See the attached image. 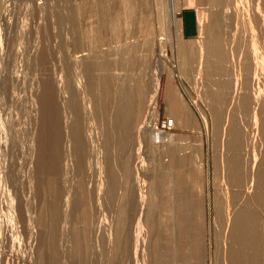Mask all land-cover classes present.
Wrapping results in <instances>:
<instances>
[{
  "label": "rangeland",
  "instance_id": "1",
  "mask_svg": "<svg viewBox=\"0 0 264 264\" xmlns=\"http://www.w3.org/2000/svg\"><path fill=\"white\" fill-rule=\"evenodd\" d=\"M123 1L95 0L97 5L94 3V6L92 0H0V264H237L236 258L234 261L232 257L236 255L232 248L239 243L237 237H243L238 234L246 228L248 222L253 225L246 235L251 240L241 239L239 245L246 246L251 256L249 264L254 260L253 264H264V208L255 196L256 193H264V184L261 182L264 171V24H261L264 23V16L259 15L261 23L256 21L259 12L264 13V1L222 0V6L217 8L225 25L211 30V36H218L226 56L221 80L223 77L228 78V82H225L228 88L226 86L222 97L215 96V90H211V87L218 88L217 80L206 85L208 80L199 74L201 51L198 50V43L210 38V32L205 36L199 32L191 39L180 37L178 27L174 29L175 26L168 20L171 18L170 1L160 3L158 0H134L133 3L130 0L134 6L129 11L124 9ZM199 1V5H187V0H178V16L182 19L183 13L192 11L197 15L194 21L200 29V14L212 15L216 9L213 11L210 1L201 0L202 4ZM199 6L207 12L203 8L204 12L201 11ZM131 13L133 17L136 16L134 21H129L133 20V17H128ZM160 14L163 15L161 19ZM211 15L208 21L214 26L215 17ZM165 19L171 27H167V24L164 28L161 26ZM144 20L154 22L150 21V24ZM74 22L81 24L79 28L83 30V34L78 35V41L90 50L93 57H101L99 59L102 63L98 57H94V64L99 63V66L92 64L93 67L90 65L87 68L83 64L81 67L83 85L80 100L86 98V106L91 101L90 105L94 109L90 119L84 118L82 127L88 149L85 157L87 160L84 158L83 164L89 163L88 167L83 164L82 167H86L89 172L82 167L81 171H75L71 159H63L66 156L63 157L64 150L70 151L71 146H66L62 141L63 175L56 179L55 198L53 189H50L52 175L49 177V172L46 175L48 170H44L46 177L40 174V167L36 169L40 161V141L36 140H40L42 131L45 80L57 81L63 75L62 64L67 56L65 50L68 47V53H72V42L77 39L74 32L77 25ZM91 28H99L100 31L93 35L87 32ZM143 38L144 41L141 40ZM149 38L151 42L153 40L154 50ZM131 41L135 42L134 46H138V51H135L134 46L131 47L136 55L139 54L137 57L125 47ZM139 41H142L145 49ZM144 43L151 45L145 47ZM260 45H263L262 49ZM148 47L152 48L153 56L147 52ZM105 49L112 50V53L108 51V56H104L107 53ZM120 50V54L126 53L124 57L118 54ZM129 51L133 57L127 54ZM100 52L108 59L104 64ZM141 53L146 55L143 58L145 62L148 60L144 64H150L147 67L151 68L144 65L145 72L151 73L156 62L164 60V68L173 70V78L167 72L162 76L157 104L158 118L152 114L150 99L142 108L137 107L135 100L130 107L124 106L129 113L123 121H119L116 115L121 108L119 103L123 101H119L122 94L117 93L121 90V82L118 83L117 76L113 79V74H125L130 65L143 64V59H140L142 57L138 58ZM45 54L47 59L41 60ZM109 54L113 55L109 57ZM114 55L122 61L124 59L126 65L129 63L127 68L123 62L119 64L120 59L115 61ZM257 58L263 66H258L261 63H257ZM240 59H243V66L239 63ZM108 64H114V67ZM111 67L116 69L111 70ZM85 73L88 77L86 81ZM97 75L100 76L99 81ZM171 79H174L182 95V99L177 96L176 99L178 102L180 100V107L186 112L184 116H178L171 110L173 107L169 106L166 91ZM88 80H92V83ZM241 80L249 84L244 85ZM135 82L128 81L133 98L136 94ZM63 93L61 96L57 94L60 97L56 96L57 100L62 101ZM244 95L246 100L242 99ZM218 98L220 105L213 108L219 112L216 115L209 102L212 99L217 102ZM242 100L248 102L247 105L243 106ZM61 101V112H65V103ZM189 110L194 113L193 116ZM188 113L191 118H188ZM165 119L174 120L171 129L163 127ZM148 124L155 129L151 130ZM85 131L88 135H85ZM233 131L244 134L243 139L231 137ZM158 132L172 137L173 141L167 143L162 138L154 145L151 138ZM164 142L168 144L167 147ZM234 145H237L236 148ZM175 155V159L171 158ZM138 164H142L140 170ZM185 168L190 170H187L184 180L189 174V178L195 181L191 188V202L185 205L182 202L178 204L176 200L170 204L168 200L165 209L164 192L157 195L156 183L159 177L162 182L173 178L174 170ZM65 197L70 199L67 201ZM71 197L75 198V202L79 200L73 207L67 205ZM89 201L92 206L88 204ZM89 210L95 212H92L95 216L91 217L95 231L93 228L87 229L85 235L87 224L84 217ZM186 211L187 214L184 213ZM180 212V216L185 218L177 228V214ZM160 213L162 218L172 221L167 220L166 224L171 227L162 235L158 233ZM195 225H198V229L195 228L197 237H190L191 232L188 231L193 230ZM257 237L260 243L253 242ZM192 240L197 245L195 256L191 247Z\"/></svg>",
  "mask_w": 264,
  "mask_h": 264
},
{
  "label": "bare ground",
  "instance_id": "2",
  "mask_svg": "<svg viewBox=\"0 0 264 264\" xmlns=\"http://www.w3.org/2000/svg\"><path fill=\"white\" fill-rule=\"evenodd\" d=\"M44 1V0H43ZM63 1V0H62ZM74 1V0H73ZM78 1V0H77ZM84 1V0H83ZM95 0H92V4L94 5V3L97 5V2H94ZM97 1V0H96ZM105 1V0H104ZM125 1V5H124V9H126L127 11H129V10H131V8L134 6H132V4L130 3V0H124ZM123 1V2H124ZM157 1V0H156ZM160 1V3L163 1H167V3H168V1H170V3H171V18L170 19H168V20H170L169 22H171V25H173V26H175V28L174 29H176V27H178L177 29H179V31H180V37H183V31H182V19L178 16L179 15V12H180V10H179V5H178V0H158V2ZM199 1V0H198ZM198 1L197 0H194V1H192V0H187V5L188 4H192V5H194L195 3H198ZM201 1V0H200ZM199 1V2H200ZM207 1H210V2H212V4H213V11H215V9H216V12H212V15H211V17L212 16H214L215 17V20H214V26H213V24L211 25L210 23H209V21H208V19H209V17L208 16H210L209 14H208V16L207 15H204V14H202L201 12V14H200V20H201V23H200V33L202 34H204V36H205V34L207 35L209 32H210V34L208 35V36H210V38H205L204 39V41H202L201 43H198V50H199V52L201 51V55H200V60H199V62H198V66H199V71H200V75L202 76V77H204L206 80H208L207 82H211L210 84L208 83V84H206V85H211L212 83H213V81H216L217 80V82H218V85H216V86H218V88L216 89V87H213V88H215V89H212V87L211 86H209V88L211 87V90H215V92L214 93H216V94H214L215 96H221L222 97V95H223V92H225V88H226V86H227V88H228V85H227V83H225V82H228V78H224L223 77V80H221V73H223L224 74V69H223V67H224V65H225V58H226V56H225V53H224V51H223V48L221 47V45L219 44V43H221V41L218 39V36L216 35V34H213L214 35V38L211 36V30H217L218 28H220L222 25H225V23H224V21L221 19V14L220 13H218V9L217 8H220V6H222V5H220V3H221V1L222 0H207ZM253 1V0H252ZM258 1V0H257ZM257 1L256 0H254V2H256L257 3ZM264 1V0H263ZM262 1V2H263ZM71 2V1H70ZM86 2H87V0H86ZM121 2H122V0H121ZM192 2V3H191ZM224 2V1H223ZM259 2H260V0H259ZM108 3V2H107ZM133 3H134V0H133ZM203 2L201 1V3L200 4H202ZM255 3V4H256ZM264 3V2H263ZM263 3H262V6H263ZM82 4V3H81ZM225 4V3H224ZM254 4V5H255ZM157 5H160V4H157ZM186 5V4H185ZM198 5H199V3H198ZM257 5H259V4H257ZM256 5V6H257ZM80 6V5H79ZM95 6V5H94ZM99 6V5H98ZM196 6H197V4H196ZM203 6V5H202ZM219 6V7H218ZM260 6V5H259ZM158 7V6H157ZM198 7V6H197ZM253 7V6H252ZM261 7V6H260ZM79 8V7H78ZM77 8V9H78ZM94 8V7H93ZM159 8V7H158ZM201 8H203V7H201V6H199V9H201ZM207 8V7H206ZM222 8V7H221ZM254 8V7H253ZM258 6H257V9L256 10H258ZM264 8V7H263ZM262 8V9H263ZM96 9V8H95ZM104 9V8H103ZM129 9V10H128ZM160 9V8H159ZM204 10H205V8H203ZM255 9V8H254ZM198 10V9H197ZM145 11V10H144ZM159 11V10H158ZM161 11V10H160ZM201 11H203L202 9H201ZM206 11V10H205ZM259 11V10H258ZM258 11H257V13H258ZM262 11V10H261ZM147 12H150V11H147ZM204 12V11H203ZM207 12V11H206ZM211 12V11H210ZM130 13V12H129ZM161 13V12H160ZM199 13V12H198ZM209 13V12H208ZM255 13V12H254ZM158 14V13H157ZM206 14V13H205ZM264 13H260L259 12V14H258V17H257V19H256V21L258 20V18H259V15L261 16H264L263 15ZM99 15V14H98ZM129 16V18L131 19L132 17H133V13H131V14H128ZM77 16H79L78 14H77ZM103 16V15H102ZM163 15H161L160 14V19H161V17H162ZM261 16V17H262ZM76 17V16H75ZM97 17V16H96ZM148 17H149V14H148ZM153 17V16H152ZM255 17V16H254ZM78 18V17H77ZM136 19V16L135 17H133V20H129V21H134L135 19ZM164 18H165V16H164ZM147 19H149V18H147ZM150 19H151V17H150ZM213 19V18H212ZM254 20H255V18H254ZM253 20V21H254ZM261 20V18L258 20V21H260ZM79 21V20H78ZM117 21V20H116ZM146 20H144L143 22H145ZM150 21H152V20H150ZM150 21H146L145 23H150ZM262 21L264 22V18L262 19ZM101 22V21H100ZM152 22H154V21H152ZM167 20L165 19V21L162 23V27L164 28L165 26H166V24H167ZM168 22V23H169ZM75 24L77 23V22H74ZM115 23V22H114ZM129 23V22H128ZM127 23V24H128ZM224 23V24H223ZM259 23H261V21L260 22H258V24ZM79 24V23H78ZM151 24V23H150ZM264 23H262L261 24V26L263 25ZM77 25V24H76ZM75 25V26H76ZM99 25V24H98ZM102 25V24H101ZM130 25V24H129ZM169 25L170 24H167V27H169ZM171 25H170V27H171ZM79 26H81V24L80 25H77L76 26V30H74V32L76 33V35L77 36H75V37H77V39L74 41V42H72V45H73V48H74V50L72 51V53H68V47L66 48V50H65V53H67V56L64 58V64H62L63 65V72H62V74L63 75H61L60 76V78L56 81V80H53V81H50L49 79H46L45 80V87L44 88H46V91H44L45 93H44V96H42V104H43V119H42V125H41V127H42V131L39 133L40 134V136H39V139L40 140H36V141H40V143H39V145H40V154H39V152H37L38 154H39V156H40V161H39V166H37V168L36 169H38V167H40V169H38L39 171H41V173L40 174H42V175H44L45 174V172H44V170L46 171V170H48V171H46V175H47V172H49V177H51L50 176V174L52 175V185H51V187H50V189H53V193H54V195H55V198H56V195H57V193H55L56 192V179H57V177L59 178V177H61L62 175H63V165H62V162H63V159L65 160V159H71V162L72 163H74L73 164V166H74V170L76 171V170H78V171H81V169L83 168L82 167V164H83V161H84V158L85 157H87V155H88V149L86 150V146H85V138H84V136H83V134H82V132H84L83 130H82V127H84V123H83V120H84V118H85V120H88V118L90 119V117L92 116V112H93V107H91V105H90V103H91V101H89L88 102V100L86 101V103L88 102L89 104H88V106H86V104H85V101L84 100H86V98H84L82 101L83 102H81V100H80V96H81V92H82V85H83V79L82 78H80V77H83L82 76V72H83V70H82V66H83V64H86L85 66L88 68L90 65L93 67L95 64H99V63H95L94 64V57H96V56H94L93 57V55L90 53V50L89 49H86L85 48V46L83 45V44H81V42H79L80 41V39H79V37H78V35H79V33H82V31H81V29L79 28ZM227 27V26H226ZM86 28V27H85ZM89 29V28H88ZM97 29H99V28H97ZM97 29H95L94 30V28L92 29L91 28V30H89V31H87V32H90L91 34H93L94 35V33L96 32V33H99V31H100V29L99 30H97ZM263 29H264V25H263ZM152 31V30H151ZM261 31H262V29H261ZM84 32H85V30H84ZM208 32V33H207ZM150 33V32H149ZM74 34V33H73ZM83 34V33H82ZM86 34V33H85ZM153 34V33H152ZM202 34V35H203ZM264 34V33H263ZM262 34V35H263ZM89 35V34H88ZM123 35V34H122ZM143 35H144V33H143ZM148 35V34H147ZM151 35V34H150ZM90 36V35H89ZM104 36H105V34H104ZM259 36H261V34L259 35ZM93 37H95V36H93ZM143 37H148V36H143ZM203 37V36H202ZM130 37H128V39H129ZM151 38V37H150ZM149 38V40H150V42H151V39ZM262 38V37H261ZM260 38V39H261ZM78 39H79V41H78ZM126 39V41H127V38H125ZM136 39H137V37H136ZM146 39V38H145ZM117 40H119V38L117 39ZM130 40V39H129ZM141 40H143L144 41V38L143 39H141ZM153 40H154V36H153ZM153 40H152V45L151 44H147L148 46L149 45H151V47L153 46ZM97 41V40H96ZM99 41V40H98ZM114 41H116V39L114 40ZM122 41V40H121ZM198 41V40H197ZM261 41V40H260ZM262 41H263V39H262ZM102 42H104V41H102ZM140 42V41H139ZM145 42H146V40H145ZM149 42V41H148ZM149 42V43H150ZM155 42V41H154ZM258 42H259V40H258ZM100 43V42H99ZM119 43V42H118ZM142 43V41L139 43V44H141ZM100 44H103L104 45V43H100ZM121 44H122V42H121ZM125 44H127L126 42H125ZM134 44H135V42L134 41H131L128 45H124L125 47H127V50L129 49V50H133L131 47L132 46H134ZM143 44V43H142ZM141 44V45H142ZM68 45V44H67ZM116 45H117V42H116ZM144 45H145V43H144ZM147 45H145V47L147 46ZM155 45V44H154ZM176 45V44H175ZM264 45V44H263ZM263 45H260V48H261V46L263 47ZM102 46V45H101ZM119 46H121V45H119ZM113 47H115V46H113ZM124 47V48H125ZM138 47V46H137ZM136 47V45L134 46V49H136L137 48ZM147 48L146 50H147V52L150 54V52H151V55L153 56L154 54H152V48ZM258 47V46H257ZM94 48V47H93ZM119 48V47H118ZM142 48H143V45H142ZM256 48V47H255ZM260 48H258V49H260ZM51 49V48H50ZM120 49V48H119ZM143 49H145V48H143ZM149 49L151 50V51H149ZM262 49V48H261ZM98 50H100V48H98ZM101 50H103V49H101ZM117 50V49H116ZM115 50V51H116ZM125 51H126V49H124ZM123 49H122V51H124ZM153 50H154V48H153ZM94 51V50H93ZM93 51H91V52H93ZM107 51V53H105ZM108 51L109 52H111L112 53V50H106L105 49V52L104 51H102V52H104L105 54H103V53H101L100 52V54H101V56H102V54L104 55V56H108V55H106V54H108ZM121 51V50H120ZM120 51H117V52H119L118 54H120V53H122V51L120 52ZM135 51H138L137 49L135 50ZM255 51V50H254ZM263 51H264V49H263ZM97 52V51H96ZM141 52H142V50H141ZM259 52V51H258ZM261 52V51H260ZM48 53V52H47ZM46 53V54H47ZM94 54H95V52H93ZM115 54H117L116 52H114ZM135 54L134 53V51H132L131 52V54ZM138 53V52H137ZM254 53V52H253ZM256 53H257V49H256ZM46 54L44 55V58L42 57H40L41 58V60H44V59H47V56H46ZM51 54H52V52H51ZM97 55L99 54V53H96ZM99 54V55H100ZM117 54V55H118ZM126 54V53H125ZM125 54H120V55H122L123 57L125 56ZM127 54L129 55V56H131L130 55V51L129 52H127ZM143 53H141V55L140 56H138V58L139 57H142V58H140V59H143L145 56H143L142 55ZM179 54H180V52H179ZM110 55H113V54H109V57H110ZM128 55H126V58L128 57ZM136 55V54H135ZM137 55H139V54H137ZM137 55H136V57H137ZM238 55H239V50H238ZM257 55V54H256ZM40 56V55H39ZM104 56H102V57H104ZM115 56V55H114ZM134 55H132L131 57H133ZM234 56V55H233ZM240 56H241V54H240ZM98 57V58H97ZM96 58L100 61V64L102 63V58L101 57H99V56H97ZM108 57V58H109ZM113 57V56H112ZM112 57H111V59H112ZM116 57V56H115ZM118 57H119V55H118ZM118 57H116V58H113L115 61H117L118 59H120V58H118ZM151 57V56H150ZM257 57V56H256ZM93 58V59H92ZM95 58V59H96ZM99 58H101V59H99ZM105 58L107 59V57H104L103 59L105 60ZM118 58V59H117ZM254 58H255V56H254ZM263 58V57H262ZM97 59H96V61H97ZM117 59V60H116ZM129 59H130V57H129ZM132 59V58H131ZM133 59H135V58H133ZM146 59V58H145ZM151 59V58H150ZM153 59V58H152ZM154 59H155V57H154ZM153 59V60H154ZM158 59V58H157ZM243 59H245V58H243ZM243 59L241 60L240 59V61H239V63L243 66V64L242 63H244L243 62ZM258 59V58H257ZM103 60V64H104V62L106 63V61H108V59L107 60H105L104 61ZM264 59H262V61H263ZM91 61H92V63H91ZM115 61H113L114 62V64H115ZM123 61H125L124 59H123ZM122 61V59H120V65H121V62H123ZM139 61V63L140 62H142V61H140V60H138ZM148 60L146 59V62H147ZM150 61V60H149ZM164 61V60H163ZM163 61H160V60H158L157 62H156V65H154L155 63L154 62H152V60L150 61V63H154L153 65H154V68L152 69V71H150L151 73H149V71H146L145 72V70H144V65H146L145 67H147V66H149L150 64H144V62H145V60L143 59V66L140 64V65H138V63H135V64H132V65H130V67L127 69V71L125 72V74H116V73H111V74H113V79H114V76H117V79H119L118 80V83H120L121 82V84H119V86L121 87V90H120V92L118 91V90H116V91H118V93L117 94H119L120 93V95L122 94V99H120L121 97H119V96H116V97H119V101L121 102V101H123L121 104L119 103V106L121 107L120 109H119V111H118V113H117V115L116 116H119L118 118H120L119 119V121H123V119H124V117L125 116H127L128 115V113H127V108L128 107H130L131 106V104H133V103H135V100H136V105H137V107L138 106H140L141 108L144 106V105H146L147 104V102H148V100L150 99V104H152L151 105V110H152V114H153V116L154 117H156V118H158L157 116H158V109H157V104H158V98H159V95H160V92H161V86H162V76H163V74L165 73V72H167L168 73V75L170 76V77H172L173 78V70H171V69H165L164 68V64L163 63H165V62H163ZM98 62V61H97ZM112 62V61H111ZM112 62V63H113ZM126 62H127V59H126ZM145 62V63H146ZM258 62H260L261 63V60H259L258 59V61H257V63ZM45 63V62H44ZM110 63V62H109ZM128 63V62H127ZM82 64V65H81ZM92 64H94V65H92ZM113 64V65H114ZM118 64V63H117ZM117 64H115L116 66H118ZM123 65H126L124 62L122 63ZM129 64V63H128ZM127 64V65H128ZM259 64V63H258ZM264 64V63H263ZM108 65H110V64H108ZM113 65H110V66H113ZM119 65V66H120ZM127 65L126 66H124L125 68H127ZM187 65H189L190 66V68L192 67V65L191 64H189V63H187ZM99 66V65H98ZM103 66V65H102ZM196 66V65H195ZM197 66V67H198ZM259 67L260 66H263L262 65V63L260 64V65H258ZM97 67V66H96ZM107 67V66H106ZM109 67V66H108ZM107 67V68H108ZM114 67V66H113ZM113 67H111V70H113V69H116V68H113ZM99 68V67H98ZM113 68V69H112ZM147 68H150V67H147ZM264 68V67H263ZM96 69V68H95ZM151 69V68H150ZM111 70H109V71H111ZM120 70V69H119ZM119 70H117V72L119 71ZM250 70V69H249ZM58 72V71H57ZM105 72V71H104ZM113 72V71H112ZM119 72H122V71H119ZM148 72V73H147ZM86 73H89V75L91 74L90 72H86ZM86 73H85V81H86V79H88V77H86ZM93 74V73H92ZM99 74V73H98ZM107 74V73H106ZM110 74V73H109ZM110 74V75H111ZM182 74H184V73H182ZM89 75H87V76H89ZM184 75H187V74H184ZM98 76V81H99V75H97ZM47 78V77H46ZM75 78V80H73ZM219 78V79H218ZM54 79V78H53ZM116 79V80H117ZM73 80V82H71ZM89 81V80H88ZM111 81V80H110ZM120 81V82H119ZM128 81H136L135 83L137 84L136 85V94H135V96H134V98H133V96H132V94H131V92H130V86H129V84H128ZM170 81V80H169ZM242 82H243V84L244 85H248L249 84V82H245V80H241ZM43 82H44V80H43ZM89 82H91L92 83V80L91 81H89ZM173 82V83H172ZM206 83V82H205ZM114 84V83H113ZM117 84V83H116ZM128 84V85H127ZM201 84V83H200ZM192 85V84H191ZM111 86H114V85H111ZM118 86V85H117ZM127 86V87H126ZM193 86V85H192ZM111 88H114V87H111ZM115 88H116V86H115ZM119 88V87H118ZM120 89V88H119ZM113 90V89H112ZM210 90V89H209ZM84 91V90H83ZM115 90H113V92H114ZM63 93V95H64V98L62 99V101H63V103H65V105L63 104V103H61L62 104V106L64 105V110H65V112L63 111V112H61V105H60V101H61V99H59V100H57V98L59 97V96H61L62 95V93H61V95L59 94V93ZM167 97H168V103H169V106L170 107H173L171 110L174 112V113H177V115L178 116H184L185 114H186V112L183 110V107H180V104H181V102H180V100H179V102L177 101V99H176V96L177 97H181L182 95H180V91L178 90V86L176 85V83L174 82V79H173V81H172V79H171V82L169 83V86L167 87ZM210 92V91H209ZM212 92V91H211ZM227 92V91H226ZM242 92H244L243 90H242ZM114 93H116V92H114ZM113 93V94H114ZM57 94H59V96L57 95ZM190 94V93H189ZM212 94V93H211ZM210 94V95H211ZM212 94V95H213ZM104 95V94H103ZM116 95V94H115ZM56 96H58V97H56ZM63 97V96H62ZM61 97V98H62ZM105 97H106V94H105ZM114 97V96H113ZM116 97H115V99H116ZM221 97H220V99H221ZM60 98V97H59ZM245 98H247L245 95L242 97V99H244V100H246ZM90 99V98H89ZM167 99V98H166ZM181 99H182V97H181ZM117 100V99H116ZM133 100V102H131ZM61 101V102H62ZM113 101V100H112ZM118 101V100H117ZM118 101V102H119ZM115 102V101H114ZM117 102V103H118ZM177 102L179 103V104H177ZM205 102V101H204ZM242 105L244 106V104H246L247 105V103L248 102H246V101H243L242 100ZM116 103V104H117ZM250 104V103H249ZM115 105V104H114ZM207 105H208V103H207ZM209 105L212 107V110H213V108L214 107H217V106H219L220 105V100H219V98L217 99V102L215 101V102H213V99H212V101H210L209 102ZM209 105H208V107H209ZM261 105V104H260ZM124 106L125 107H127V108H124ZM125 110H124V109ZM185 108H187V106L185 107ZM189 108V107H188ZM66 109H67V112H66ZM181 110V111H180ZM183 110V111H182ZM123 111H125V115H124V112ZM140 111V110H139ZM189 111H191V110H189ZM216 111V115H218L219 114V112H217V110L216 109H214L213 110V112H215ZM212 112V111H211ZM210 112V113H211ZM62 113H64V114H62ZM191 113V116H193L194 115V113H192V111L190 112ZM212 114V113H211ZM144 115V114H143ZM213 115V114H212ZM105 116V115H104ZM110 116V115H109ZM139 116V115H138ZM187 116H188V118H191L190 117V115H189V113L187 114ZM127 118V117H126ZM141 118V117H140ZM155 118V119H156ZM110 119V118H109ZM153 119V118H152ZM235 120V119H234ZM233 120V121H234ZM88 122V121H87ZM90 122V121H89ZM132 122V121H131ZM148 122H150V121H148ZM235 122V121H234ZM112 123H113V121L111 122V125H112ZM151 123V122H150ZM206 123V122H205ZM41 124V123H40ZM108 125V124H107ZM149 126H150V124H148ZM148 126V127H149ZM109 127H110V125H109ZM111 127H113V126H111ZM116 127H117V124H116ZM121 128H122V126H120ZM153 128H151V126H150V128H151V130H153V129H155V127L154 126H152ZM86 129V128H85ZM126 130H127V128H125ZM130 129V128H129ZM141 129V128H140ZM144 129V128H143ZM147 129V128H146ZM88 130V129H87ZM126 130H125V132H126ZM132 130V129H131ZM134 130V129H133ZM91 131V130H90ZM107 131H108V129H107ZM137 131H139L138 129H137ZM123 132V131H122ZM140 132V131H139ZM234 132V134L233 135H231V137L232 136H238L239 137V139H243V135L241 134V133H239V132H235V131H233ZM92 133V132H91ZM106 133H108V132H106ZM144 133V132H143ZM142 133V134H143ZM88 135V133H86V131H85V135ZM111 134V133H110ZM122 135H123V133H122ZM89 136H91V135H89ZM106 136H108V134L106 135ZM105 136V137H106ZM87 137V136H86ZM92 137V136H91ZM237 137V138H238ZM89 138V137H88ZM109 138V137H108ZM165 139V142H167V143H169V141L170 142H172L173 141V138L171 137L170 138V136H168V135H164L163 133H159L158 132V134L157 135H155V137H153V138H151V140H152V142L154 143V145L155 144H157V142L158 141H161V139ZM92 139V138H91ZM234 139V138H233ZM232 139V140H233ZM35 140V139H34ZM33 140V141H34ZM89 140V139H88ZM98 140V139H97ZM129 140V139H128ZM238 140V139H237ZM62 141H64L65 142V145L67 146V145H70L71 146V149H70V151H68L67 149H65L64 150V155H63V159H62V147H63V145L61 144V143H64V142H62ZM91 141V140H90ZM99 141V140H98ZM151 142V143H152ZM164 142V144H165V146L167 147L168 146V144L167 143H165ZM238 142V141H237ZM88 143V142H87ZM91 143V142H90ZM159 143V142H158ZM236 143V142H235ZM32 144V143H31ZM36 144V143H35ZM60 144H61V148H60ZM98 144V143H97ZM99 145V144H98ZM153 145V146H154ZM37 146V145H36ZM235 146V148H236V146L237 145H234ZM30 147H32V146H30ZM38 148V149H39ZM65 148V147H64ZM63 148V149H64ZM32 150H33V147L31 148ZM34 149H37V148H35V146H34ZM62 150V151H61ZM237 150V149H236ZM35 151H37V150H35ZM87 151V152H86ZM97 151V150H96ZM233 151V150H232ZM234 151H235V149H234ZM238 151V150H237ZM87 153V154H86ZM234 153V152H233ZM34 154V153H33ZM86 155V156H85ZM108 155V154H107ZM234 155H237V154H234ZM234 155H232V156H234ZM35 156V155H34ZM239 156V155H238ZM33 157V156H32ZM31 157V158H32ZM36 157H38L37 155H36ZM107 157V156H106ZM175 157H176V155L175 156H171V158H173V159H175ZM39 159V158H38ZM86 159V158H85ZM140 159V158H139ZM32 160V159H31ZM87 160V159H86ZM178 160V159H177ZM235 160V159H234ZM35 161H36V158H35ZM235 161H237V160H235ZM38 162V161H37ZM69 163H70V161H68ZM88 162V161H87ZM239 162V161H238ZM66 163H67V160H66ZM71 163V164H72ZM85 163V165H86V167H88V164L89 163H87L86 164V162H84ZM231 163V162H230ZM232 163H233V161H232ZM37 164V163H36ZM35 164V165H36ZM38 165V164H37ZM65 165H68V167L70 166L69 164H65ZM84 165V164H83ZM84 165V166H85ZM91 165V164H90ZM126 165V164H125ZM139 166V170L142 168L141 166H142V164H138ZM235 165V164H234ZM263 165H264V163H263ZM72 166V165H71ZM127 166V165H126ZM201 166H202V164H201ZM231 167H232V164L230 165ZM44 167H45V169H44ZM82 167V168H81ZM86 167L85 168H83V169H86ZM91 167V166H90ZM90 167L88 168V169H90ZM141 167V168H140ZM234 167V166H233ZM71 168V167H70ZM264 168V167H263ZM262 168V169H263ZM72 169V168H71ZM233 169V168H232ZM87 170V169H86ZM136 170V169H135ZM138 170V171H139ZM187 170H190L189 168H185V169H182V170H174L173 171V174H174V177L172 178V177H170L169 179H166V180H162V182L160 181V177H159V180L157 181V183H156V188H157V195L158 194H160V193H162V192H164V195H165V198H164V200H163V205H164V207H165V209H167V207H166V205H167V201L168 200H170V204H171V201H176L177 200V202H178V204L180 203V202H182V204H185V205H187V204H189L190 202H191V188H192V186L194 185V179L193 178H189V174H188V176H187V179L186 180H184V177L187 175ZM88 171V170H87ZM182 171V172H181ZM83 172V171H82ZM82 172H80V173H82ZM89 172V171H88ZM105 172V171H104ZM262 172V171H261ZM39 174V173H38ZM87 174V173H86ZM238 174V173H237ZM46 175H44V176H46ZM83 175L85 176V174H84V172H83ZM261 175V174H260ZM40 177V176H39ZM46 177H48V176H46ZM45 177V178H46ZM258 177V176H257ZM235 178V177H234ZM259 178V177H258ZM61 179V178H60ZM184 180V181H183ZM235 180H237V179H235ZM146 181V180H145ZM237 182V181H236ZM261 182H262V184H264V171L262 172V177H261ZM44 183H45V179H44ZM149 183V182H148ZM181 183V184H180ZM258 183H259V186L261 185L260 184V182L258 181ZM39 184V183H38ZM37 184V185H38ZM41 184V183H40ZM42 184H43V182H42ZM188 185V186H187ZM44 186H45V184H44ZM113 186V185H112ZM152 188H154V187H152ZM170 188V189H169ZM101 189H102V187H101ZM143 189H144V187H143ZM154 190V189H153ZM166 190V191H165ZM72 191V190H71ZM143 191V190H142ZM171 191V193H169V195L167 194V192H170ZM39 193V192H38ZM70 193V192H69ZM68 192H67V194H69ZM73 194V193H72ZM84 194V193H83ZM68 196V195H67ZM70 196H72V195H70ZM256 197H258V202L263 206V208H264V193H256V195H255ZM69 197V196H68ZM78 197V196H77ZM66 198V197H65ZM72 198V200H70L69 202H70V204H69V202H68V204L67 205H69V206H74V205H76V203H78V201L77 202H75L76 200H75V198L74 197H71ZM74 198V199H73ZM159 196H157V199L159 200ZM255 198V197H254ZM70 198H68V200H69ZM78 199H80V198H78ZM65 200V199H64ZM66 200H67V198H66ZM66 200H65V202H66ZM67 200V201H68ZM75 200V201H74ZM255 200H256V198H255ZM81 201V200H80ZM85 201V200H84ZM83 201V202H84ZM75 202V203H74ZM256 202V201H255ZM90 203V201L88 202V204ZM64 204H66V203H64ZM85 204H86V201H85ZM257 204V203H256ZM90 205H91V203H90ZM66 206V205H65ZM72 206V207H73ZM92 206V205H91ZM90 206V207H91ZM98 207V206H97ZM261 208V207H260ZM55 209V208H54ZM68 209V208H67ZM95 209V208H94ZM262 209V208H261ZM98 210V209H97ZM19 212L21 213L22 211H20L19 210ZM92 210H89L88 212H87V214H86V216L84 217V222L87 224V227H86V230H85V228H84V234L86 235L87 234V229H91V228H93V227H95L93 224H92V216L94 217L95 215L93 214L92 215ZM187 212L188 211H186V212H184L185 214H187ZM190 212H192L191 210H190ZM244 212V211H243ZM93 213H95V212H93ZM161 214L162 213H160L159 214V216H158V218H159V222H158V225H159V228H158V233L160 234V235H162V233L163 232H168L169 230L168 229H170V225L169 224H166V222H167V220H168V222H171L172 223V221H171V219H169V218H162L161 217ZM247 214V213H246ZM167 215H170V213H168ZM181 215V212H180V214L178 213L177 214V217L179 216V223H176V225L175 226H177V228H178V226L180 227V225H181V220L182 219H184L185 217H183V216H180ZM242 216H243V214H242ZM97 217V216H96ZM173 217H174V215H173ZM250 217V216H249ZM23 218H24V216H23ZM30 218V217H29ZM102 218V217H101ZM157 218V217H156ZM248 218V217H247ZM105 219V218H104ZM243 219V218H242ZM246 219V218H245ZM24 220V219H23ZM32 220V219H31ZM234 220V219H233ZM252 220V219H251ZM66 221V220H65ZM187 221V219L184 221V222H186ZM245 221V220H244ZM249 221V220H248ZM103 221H101V223H102ZM24 223V222H23ZM63 223V222H62ZM106 223V222H105ZM241 223V222H240ZM26 224V223H25ZM166 224V225H165ZM244 224V223H243ZM253 224H255V223H253ZM23 225V224H22ZM27 225V224H26ZM193 225V224H192ZM199 225V224H198ZM198 225H195V226H193V230H190L189 229V231L188 232H191V234H190V237H197V234L198 233H196L195 232V228L196 227H198ZM25 226V225H24ZM28 226V225H27ZM100 226V225H99ZM200 226V225H199ZM237 226V225H236ZM241 226V225H240ZM70 227V226H69ZM242 227V226H241ZM246 228L244 229H242V230H240V232H239V234H238V236H243V237H237L238 239H239V243L238 244H236L235 245V243H234V245H235V247H233L232 248V251L234 252V255H235V253H236V255L235 256H232L233 258H234V261H235V258H236V263L237 264H249V260H250V254H249V252H247V250H246V246L244 247V245L242 244L241 246L239 245L240 244V240L241 239H244L245 241H250L251 240V238L250 237H247L248 235L247 234H249V232H250V229H251V227H253V225L250 223V222H248V223H246V226H245ZM27 228V227H26ZM100 228V227H99ZM98 227H97V229H99ZM256 228V227H255ZM95 228H93V230H94ZM96 229V230H97ZM196 229H198V228H196ZM28 230V229H27ZM92 230V231H93ZM67 231H68V229H67ZM95 231V230H94ZM235 231V230H234ZM91 231H89V233H90ZM30 233V232H29ZM258 233V232H257ZM91 234V233H90ZM260 234V233H259ZM98 235V234H97ZM111 235V234H110ZM247 235V236H246ZM185 236H186V234H185ZM188 239H190V238H188ZM193 239V238H192ZM235 239V238H234ZM97 240V239H96ZM180 240V239H179ZM235 241V240H234ZM254 243L256 242H259L258 241V237H257V239L256 240H254L253 241ZM252 242V243H253ZM261 242V241H260ZM259 242V243H260ZM186 243V242H185ZM233 243V242H232ZM253 243V244H254ZM182 244V243H181ZM259 246H260V244H258ZM257 246V245H256ZM191 247H192V251H193V254H194V256H195V254L197 253V245H196V243L192 240V245H191ZM253 248V247H252ZM251 248V249H252ZM61 250V249H60ZM94 251V250H93ZM260 251V250H259ZM7 254V253H6ZM179 255V254H178ZM259 257V256H258ZM256 258V257H255ZM254 258V259H255ZM180 259V258H179ZM64 261V260H63ZM178 261H180V260H178ZM205 260H203V263H205L204 262ZM233 261V262H234ZM255 261V260H254ZM251 262L252 264L253 263H255V262ZM257 262H258V259H257ZM232 263V262H231ZM175 264H176V262H175ZM181 264H183V263H181ZM190 264H192V263H190Z\"/></svg>",
  "mask_w": 264,
  "mask_h": 264
},
{
  "label": "crops",
  "instance_id": "3",
  "mask_svg": "<svg viewBox=\"0 0 264 264\" xmlns=\"http://www.w3.org/2000/svg\"><path fill=\"white\" fill-rule=\"evenodd\" d=\"M196 14L192 11L185 12L182 14V31H183V38L191 39L195 38L196 35L199 33V26L194 18H196Z\"/></svg>",
  "mask_w": 264,
  "mask_h": 264
},
{
  "label": "built area",
  "instance_id": "4",
  "mask_svg": "<svg viewBox=\"0 0 264 264\" xmlns=\"http://www.w3.org/2000/svg\"><path fill=\"white\" fill-rule=\"evenodd\" d=\"M174 126V120L173 119H165L163 122V127L165 129H171Z\"/></svg>",
  "mask_w": 264,
  "mask_h": 264
}]
</instances>
